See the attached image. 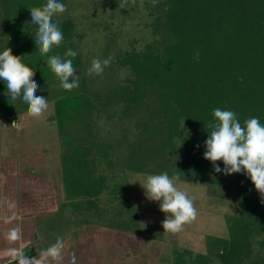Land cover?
Masks as SVG:
<instances>
[{
	"label": "trees",
	"instance_id": "1",
	"mask_svg": "<svg viewBox=\"0 0 264 264\" xmlns=\"http://www.w3.org/2000/svg\"><path fill=\"white\" fill-rule=\"evenodd\" d=\"M150 1L154 39L118 57L116 65L126 76L110 99L118 102L111 107L114 112L122 110L140 127L141 153L146 148L157 158L151 164L139 153L129 152L122 162L111 156L113 147L103 142L108 138L92 130L96 111L91 96L96 103L105 93L90 91L82 75L79 86L67 91L47 66L48 57L57 54L72 59L77 70L81 65L73 20L66 14L53 16L64 40L41 55L29 8L46 0H0V51L11 47L23 56L35 68L36 95L53 102L65 205L83 223L135 231L138 215L125 170L167 172L204 185L214 196L233 198L238 206L226 216L227 238L208 236L207 253L173 247V264H264V197L243 172L217 173L203 156L215 108L233 111L242 125L250 117L264 123V0ZM68 49L77 55L65 57ZM5 88L0 81V119L27 110L22 95L9 99ZM216 163L223 169L222 161ZM88 213L99 217L93 220Z\"/></svg>",
	"mask_w": 264,
	"mask_h": 264
},
{
	"label": "rangeland",
	"instance_id": "2",
	"mask_svg": "<svg viewBox=\"0 0 264 264\" xmlns=\"http://www.w3.org/2000/svg\"><path fill=\"white\" fill-rule=\"evenodd\" d=\"M117 1L118 3H111V0H60L61 3L66 5L67 10L62 14H58V16L62 17L66 14L74 22L77 34L75 38L77 49L82 56V63L76 75L79 76V79L81 75L85 77L90 91L105 93L104 100L96 101V103L94 97L91 96L96 111L94 117L95 124L92 130L98 136L102 134L108 138L109 141L102 140L103 142L110 143L113 147V154L111 153V156L116 155L120 157L121 162L124 156L132 152L133 155L137 153L141 154L151 164L157 158L152 153H149L146 148L141 153L144 146L141 147L140 141L137 139L140 127L127 114H123L122 110L118 109L114 112L111 107L116 106L118 102L115 103L116 101L110 99L114 89L118 90L124 84L126 76L125 71L116 65L118 57L123 52L129 51L132 47L135 50H139L146 43L154 39L149 27V23L152 21V18L149 16L151 6L149 3L151 1ZM2 22L3 18L0 7V46L4 34V31H1ZM94 58H99L100 60L110 59V64L104 67V71L100 75L89 74L88 70ZM21 107H24V105H21ZM52 110L53 102L48 101V108L42 115L39 117L31 116L28 119L30 122L43 121L49 119V117L53 119ZM24 122L25 120L22 121L20 130ZM28 124L26 125L27 127H29ZM42 128L45 129V126L43 125ZM124 129L130 131L128 135H126ZM49 133H52V128H50ZM22 135L29 142L22 141L21 139L20 144L23 147L19 146L20 148L24 149L28 143H32L33 147H37L38 149L42 147L43 150L46 149V151H50L51 153V146H56V149L59 150L56 157L58 161L60 160L59 152L61 147L59 146L57 136H50L49 134L46 136L43 130L38 136L41 139L38 144V140L35 142L26 134L22 133ZM33 155H36V153L33 152ZM145 167L149 168L150 166ZM125 172L129 184V194L137 208L136 213L138 214L139 225L135 231L130 232L110 228L112 233L119 236L117 237L114 234L111 241L112 245H115L117 242L120 243H118L117 254L119 257H122V264H173V247H178L180 250L186 248L194 252L207 253L206 239L208 236L227 238L226 216L235 214L238 208L237 202L233 198L214 196L207 191L204 185L177 180V187L187 191L193 199L197 216L192 222L186 223L178 233L164 232L161 222L166 218L165 214L159 210L158 202L147 198L143 188L139 184V182L143 183L144 178L152 173L132 172L127 169ZM65 204L66 209L71 208ZM69 210L72 211L67 210V215L72 214V222L77 221L78 226L81 224H91L106 228L104 225L96 223V221L95 223L94 221L83 223L82 221L84 220L79 213L74 212L73 209ZM82 214L83 216L86 215L84 212ZM86 217L97 220L99 216L95 215L96 218H94L88 213ZM118 244L114 246V249Z\"/></svg>",
	"mask_w": 264,
	"mask_h": 264
},
{
	"label": "clouds",
	"instance_id": "3",
	"mask_svg": "<svg viewBox=\"0 0 264 264\" xmlns=\"http://www.w3.org/2000/svg\"><path fill=\"white\" fill-rule=\"evenodd\" d=\"M29 9L31 22L38 26L34 38L36 49L41 55L48 54L64 40V35L58 23L53 21V16L64 13L67 10L66 5L60 0H46L43 6ZM76 55L72 49L65 53V57ZM196 56L198 59L199 53ZM22 57L13 54L11 47L0 51V81L6 85L5 93L9 99L15 100L22 95L28 114L39 117L47 110L48 101L46 97L36 95L39 85L34 80L35 68L25 64ZM46 64L63 89L71 91L79 86V76L75 74L77 68L72 59L62 58L58 54L51 55ZM109 64L110 59L94 58L88 70L89 74L100 75ZM212 115L213 120L207 125L210 132H207V139L204 141V158L212 162L217 173L231 175L243 172L250 178L257 192L264 197V123H261L258 117H250L242 125L236 113L221 108H215ZM11 126L19 129L16 121ZM217 161L223 162V169ZM177 180L178 176L170 177L167 172H163L147 175L143 183L138 181L147 198L158 202L159 210L165 214L166 218L161 222L164 232L173 234L180 232L186 223L192 222L197 216L193 199L187 191L177 187ZM10 237L12 240L19 239V229H13ZM63 247V240L58 238L41 252L39 259L13 250L11 260L14 264H49V261L59 264Z\"/></svg>",
	"mask_w": 264,
	"mask_h": 264
},
{
	"label": "crops",
	"instance_id": "4",
	"mask_svg": "<svg viewBox=\"0 0 264 264\" xmlns=\"http://www.w3.org/2000/svg\"><path fill=\"white\" fill-rule=\"evenodd\" d=\"M30 117L22 113L16 120L0 119V264H14L13 250L39 259L41 252L58 238L64 242L59 264H122V257L117 254L120 243H115L119 244L114 249L111 241L115 233L91 224L78 226L77 221L72 222L73 215H67L66 211L71 210L63 207L56 146H51V157L32 143L24 149L19 147L21 139L29 142L22 133L31 138ZM14 121L19 129L11 126ZM44 126L42 131L47 136L49 126ZM36 139L39 144L41 139ZM13 229H19L17 240L10 237Z\"/></svg>",
	"mask_w": 264,
	"mask_h": 264
},
{
	"label": "flooded vegetation",
	"instance_id": "5",
	"mask_svg": "<svg viewBox=\"0 0 264 264\" xmlns=\"http://www.w3.org/2000/svg\"><path fill=\"white\" fill-rule=\"evenodd\" d=\"M2 26V25H1ZM1 31H2V29H1ZM22 113H28L27 112V110H25V111H23V112H20V113H17L16 115H15V117L13 118V117H8V118H1V119H5L6 121H11V120H16V118H17V116L19 115V114H22ZM52 115H53V117H55V113H54V106H53V110H52ZM43 125H48L49 126V132H50V128H52V133L50 134L49 133V135L50 136H54L55 135V137L57 136V131L55 130L56 129V124H55V119L53 118V119H51L50 117H49V119H45V120H43V121H39V122H32V124H31V130H32V134H31V138L36 142L37 141V137L41 134V131H42V126ZM53 132H54V134H53ZM58 138V137H57ZM59 143V142H58ZM58 146V145H57ZM42 148V147H41ZM47 148V147H46ZM58 148V147H57ZM43 150V149H42ZM44 152H46V154H47V156L48 157H51L50 155H49V153H50V151H46V149L45 150H43ZM59 150L57 149V152H58ZM55 152V151H54ZM59 157H60V152H59ZM59 166H60V169H61V165H60V160H59ZM130 171V170H129ZM133 172V171H132ZM134 172H136V171H134ZM61 176H62V174H61ZM180 181H182V180H180ZM185 182H188V181H185ZM62 184H63V182H62ZM63 192H64V189H63ZM129 196L131 197V195L129 194ZM64 199H65V197H64ZM65 203H66V200H65ZM65 203H63V207H65L64 206V204ZM69 209H71V208H69ZM136 210H137V208H136ZM72 211V210H71ZM138 215V214H137ZM139 221H140V218H139ZM66 223V222H65ZM106 228H111V227H107V226H105ZM121 231H126V232H130V231H127V230H121ZM138 231V230H137ZM139 232V231H138ZM140 233V232H139ZM139 233H137V234H139Z\"/></svg>",
	"mask_w": 264,
	"mask_h": 264
}]
</instances>
